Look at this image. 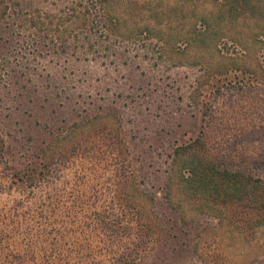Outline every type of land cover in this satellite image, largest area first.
<instances>
[{"label":"rangeland","instance_id":"obj_1","mask_svg":"<svg viewBox=\"0 0 264 264\" xmlns=\"http://www.w3.org/2000/svg\"><path fill=\"white\" fill-rule=\"evenodd\" d=\"M38 1L0 62V264H264L173 162L264 142V0Z\"/></svg>","mask_w":264,"mask_h":264},{"label":"trees","instance_id":"obj_2","mask_svg":"<svg viewBox=\"0 0 264 264\" xmlns=\"http://www.w3.org/2000/svg\"><path fill=\"white\" fill-rule=\"evenodd\" d=\"M40 5L38 0H0V62L11 45L16 29H26L29 19L34 18L29 9H33L32 14L43 13L39 11ZM72 12L76 14L77 9ZM37 30L41 31L40 28ZM17 33L19 37L24 34L20 30ZM28 40L32 39L24 38L22 41L29 46L25 49H41L40 40H32L36 43L31 46ZM213 115L214 112L209 111V116L213 118ZM233 143L232 139H218L203 132L191 143L178 147L173 156L174 166L177 167L174 179L179 181L182 192L189 197L198 194L212 205L223 209L227 207V211L234 205L241 206L243 212L249 210L254 214L253 219L257 223L262 222L260 220L264 222V150L252 146L254 143L264 146V142L261 140L256 144V141H251L250 145L242 148ZM248 150H251L250 153ZM34 254L37 260L39 255Z\"/></svg>","mask_w":264,"mask_h":264}]
</instances>
